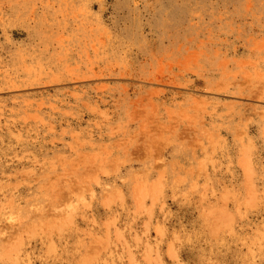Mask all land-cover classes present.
Segmentation results:
<instances>
[{
	"label": "rangeland",
	"instance_id": "1",
	"mask_svg": "<svg viewBox=\"0 0 264 264\" xmlns=\"http://www.w3.org/2000/svg\"><path fill=\"white\" fill-rule=\"evenodd\" d=\"M0 264H264V0H0Z\"/></svg>",
	"mask_w": 264,
	"mask_h": 264
}]
</instances>
